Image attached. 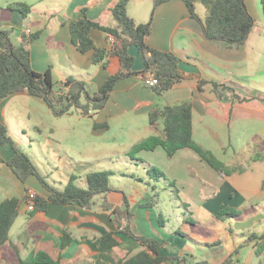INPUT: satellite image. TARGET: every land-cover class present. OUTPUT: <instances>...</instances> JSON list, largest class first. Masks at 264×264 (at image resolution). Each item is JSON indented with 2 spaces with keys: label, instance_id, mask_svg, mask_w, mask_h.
<instances>
[{
  "label": "crops",
  "instance_id": "1",
  "mask_svg": "<svg viewBox=\"0 0 264 264\" xmlns=\"http://www.w3.org/2000/svg\"><path fill=\"white\" fill-rule=\"evenodd\" d=\"M17 2L32 6L27 17L7 9ZM117 2L0 0V31L12 30L15 46L23 36H37L28 45L36 72L49 71L56 83L73 77L97 92L120 64L111 61V70L94 64L93 52L81 53L73 45L70 25L88 8L91 20L114 28L109 9ZM246 3L256 24L239 47L207 40L183 0L156 8L147 45L179 57L183 75L180 83L161 95L145 86L148 72L139 48L132 46L128 53L135 75L117 82L98 112L85 116L75 109L58 118L43 99L28 91L0 103V121L10 136L30 137L32 156L21 137L11 136L52 188L62 191L72 181L86 189L89 174L108 172L114 189L107 196H96L91 208L51 203L47 211L32 213L27 190L44 198L50 194L35 177L21 182L7 165L14 155L12 147H2L0 203L14 197L21 205L9 242L0 249V264H19L40 252L60 264H119L145 249L124 232L127 221L114 214L124 211L126 204L133 215L129 224L133 233L165 241L160 249L165 257L188 255L194 263L222 264L239 250L234 257L237 264H264V33L256 31L260 22L264 26V0ZM153 5L154 0H131L128 14L137 24H146ZM91 35L97 47L114 45L107 33L93 30ZM183 102L193 107L194 141L222 162L230 175L218 173L192 149L179 151L173 159L163 148L130 156L135 145L160 134L149 124L150 112ZM37 152L41 161L34 159ZM154 166L164 173L163 180L148 175V168ZM104 202L110 209L103 207ZM172 209L182 223L171 221ZM225 210L229 215L219 216ZM177 224L190 228L182 231ZM108 233H114L118 246L104 253L98 240ZM65 234L70 243L63 248Z\"/></svg>",
  "mask_w": 264,
  "mask_h": 264
},
{
  "label": "trees",
  "instance_id": "2",
  "mask_svg": "<svg viewBox=\"0 0 264 264\" xmlns=\"http://www.w3.org/2000/svg\"><path fill=\"white\" fill-rule=\"evenodd\" d=\"M131 0H118L109 9L116 27L103 26L98 21H93L87 16L88 8L81 10L83 16L71 22V40L73 45L81 52H93V63L103 64L107 70H111V61L118 62L120 69L110 75L105 85L97 92H91L87 83L73 77L65 82L56 83L51 73H39L32 68L31 53L28 45L37 36L27 38L23 36L19 46L11 41L12 30L0 31V103L21 91H28L30 95L43 99L51 109L55 117L61 118L72 110H80L83 115H89L103 109L109 99L110 93L116 83L127 77L135 75L133 71V57L128 53L132 46L139 48L145 65V72L153 73L158 79V84L151 87L156 94L161 95L175 87L183 80L180 70L181 60L175 54L151 48L147 45V39L153 31V19L156 8L172 0H154V7L150 20L146 24H137L128 14V5ZM189 10L190 16L201 23L204 36L210 41H224L231 46L244 45L254 27L255 19L248 9L246 0H183ZM196 1L207 7L209 15L203 21L196 12ZM8 10L18 13L21 18L27 17L32 6L26 3H12ZM100 30L111 37H115L111 49L97 47L92 38V31ZM203 83L200 84L202 90ZM149 124L152 129L159 131V135L152 136L135 145L130 152L133 158L142 152H154L158 148L166 151L167 157L173 159L177 153L184 149H192L203 161L223 175H230V170L220 162L211 152L203 150L193 139V107L190 102H183L175 106H167L163 109L155 108L149 114ZM10 145L14 155L7 165L12 169L18 179L26 183L30 177H35L49 192V197L37 195L34 200L33 211L45 212L49 205L56 204L67 206L78 204L81 207L91 208L96 196H107L114 189L110 183V173L95 172L87 177V188L76 186L72 181L64 190L52 188L41 176L38 168L27 153L21 150L13 141L7 126L0 121V149ZM264 158V156H263ZM148 175L155 181H161L165 175L155 167H149ZM28 193V190H27ZM21 200L8 198L0 203V249L9 242V233L20 213ZM103 207L110 209V205L104 202ZM225 210L219 216L229 215ZM117 218L125 217L127 224L124 232L135 241H138L145 249L137 255L122 260L119 264H161L171 260L173 264H205L194 263L190 256L165 257L160 249L166 245L165 241L137 236L131 230L129 224L133 215L128 211V205L124 211L115 210ZM233 215V214H232ZM63 239V248L70 243V238ZM98 246L102 252H111L118 246L114 233H108L98 240ZM239 250L230 255L222 264H237L234 257ZM189 257V258H188ZM191 260V262L189 261ZM19 264H60L48 254L40 252L29 260H20Z\"/></svg>",
  "mask_w": 264,
  "mask_h": 264
},
{
  "label": "rangeland",
  "instance_id": "3",
  "mask_svg": "<svg viewBox=\"0 0 264 264\" xmlns=\"http://www.w3.org/2000/svg\"><path fill=\"white\" fill-rule=\"evenodd\" d=\"M195 6H196V11H199L200 12V14L202 15V16H205V18H207V16L209 15V11H208V9H207V7L206 6H204L201 2H199V1H196V3H195ZM257 28V29H256ZM255 29H256V31L257 32H259V31H262V33H264V26L262 25V23L260 22L259 23V25H258V27H256ZM15 43H19V42H17L16 40H15ZM18 134H11V136L12 137H21L22 139H23V141H25L26 142V144L24 145V147L26 148V152H28L29 153V155H31L32 156V154L30 153V149L28 148V140H29V136H20V135H18ZM24 148V149H25ZM35 153V152H34ZM38 157V158H37ZM32 158V157H31ZM34 159L36 160V161H41V159H40V157H39V155H38V152H37V155L35 154V156H34ZM41 163V162H40ZM155 167V166H154ZM43 169V168H42ZM159 169V168H158ZM109 178H110V176H109ZM154 183V185H156L157 186V188H158V190L160 191V192H164L162 189H161V187L157 184V183H155V182H153ZM161 198L165 201L166 200V198H165V195H162L161 196ZM173 211H174V209H172V210H170V214H171V216H170V219H171V221H175V220H178V221H180L181 220V223H182V217H176L174 214H173ZM181 212L182 211H179L178 212V214L179 215H181ZM124 219H125V221H127V219L125 218V217H123ZM163 219H165L166 221L168 220V216H167V213L166 212H164V214H163ZM177 226H178V229L179 228H181V230L182 231H187L190 227H188L187 225H184V226H182V224H177Z\"/></svg>",
  "mask_w": 264,
  "mask_h": 264
},
{
  "label": "built area",
  "instance_id": "4",
  "mask_svg": "<svg viewBox=\"0 0 264 264\" xmlns=\"http://www.w3.org/2000/svg\"><path fill=\"white\" fill-rule=\"evenodd\" d=\"M111 41L114 43L115 42V37H111ZM144 84L147 87H154L158 84V79L153 73L148 72L147 76L144 79ZM37 194L33 192L32 190H29L27 193V198L29 200L30 206L33 208L34 205V200L36 199Z\"/></svg>",
  "mask_w": 264,
  "mask_h": 264
}]
</instances>
